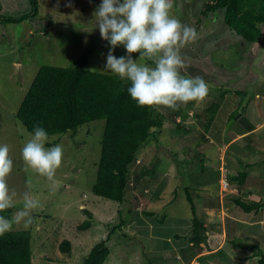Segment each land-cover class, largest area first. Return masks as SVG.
I'll list each match as a JSON object with an SVG mask.
<instances>
[{
  "label": "rangeland",
  "instance_id": "rangeland-1",
  "mask_svg": "<svg viewBox=\"0 0 264 264\" xmlns=\"http://www.w3.org/2000/svg\"><path fill=\"white\" fill-rule=\"evenodd\" d=\"M209 1L172 0L170 13L197 33V39L181 49L188 65L182 75L202 77L209 85V93L202 103L186 105L190 108L184 124L191 132L175 134L173 121L167 119L161 132L152 135L143 145L137 158L148 169L154 168L153 174L147 175L139 184V191L127 196L121 205L91 192L104 120L80 127L74 136L71 132L60 137L49 136L45 147L63 146L61 167L54 180L49 181L23 162L21 149L31 134L15 117L42 66L66 68L86 56L84 69L117 76L105 70L110 45L101 39L98 28H93V13L102 1L38 0L35 19L17 24L0 23V145L9 146L13 159V170L7 181L10 189L20 194L28 191L41 204L33 211L34 223L30 228H13L30 232L32 264H81L91 248L105 240L114 226L117 230L107 243L110 255L104 264H147L150 260L153 264H236L240 254L250 256L254 250L236 249L229 256V252L226 254L229 246L221 248L229 236L237 235L236 219L243 220L242 224L248 228L254 225L252 236L245 242L259 247V253L264 254V209L260 214H246L233 203L234 197L249 189L255 195L242 197L245 201L264 198V97H261L264 95V45L246 43L231 33L220 13L202 17L203 7ZM69 2L71 7L66 6ZM0 4L4 14L17 16L30 10L28 0H0ZM113 54L127 55L122 45ZM131 55L134 60L144 62L139 53ZM222 89H244L249 97L248 102L236 108L242 114V121L237 123L243 124L245 118L253 115L260 118L251 119L254 127L261 128L247 140L251 144L247 146V142L240 141L230 152L227 151L229 144L246 134H236L230 123L222 134L223 146L219 147L203 132L195 117L196 112L200 113L213 102L223 103L226 95L221 99ZM255 91L260 94L252 97ZM233 96L230 92L229 97ZM186 106L175 111L154 107L162 115L174 116L178 123L179 116L174 114ZM252 145H256L254 150ZM201 160H204L205 173L201 172ZM218 170L219 188L215 189L209 186H215L212 174ZM236 171L248 173L246 187L226 188L225 174L234 176ZM186 188L192 193L197 218L209 229L206 235L211 246L218 243L220 248L206 253L209 244L201 245L199 254H188L190 260L184 259L180 251L182 246L184 251L188 248L193 218ZM21 206L22 200L17 198L13 213ZM85 210L92 215V225L82 231L79 225L87 219ZM143 212L152 213L154 222L151 216L142 217ZM121 222L124 224L120 228ZM63 241L70 242V253L59 249ZM209 254L214 255L211 260L207 258ZM233 258L235 263L230 261ZM253 260L245 264H256Z\"/></svg>",
  "mask_w": 264,
  "mask_h": 264
},
{
  "label": "trees",
  "instance_id": "trees-1",
  "mask_svg": "<svg viewBox=\"0 0 264 264\" xmlns=\"http://www.w3.org/2000/svg\"><path fill=\"white\" fill-rule=\"evenodd\" d=\"M28 2L30 10L17 16L2 13L0 4V23L17 24L35 19L38 15V0H28ZM215 13H220L226 28L244 42L264 45V0H211L203 7L202 17H208ZM86 63L85 56L66 68L40 67L16 111L15 117L30 134L33 133L34 127L39 125L47 131L49 136L59 137L69 132L74 136L80 127L94 121L104 120L100 156L91 192L97 197L121 205L127 196L134 195L136 191H139V184L144 182L143 179L147 175L153 174L154 168L153 170L148 169L142 160L137 158L140 149L152 135L156 136L161 132L167 119L173 121L175 134L191 132L187 127L185 128L184 124L188 118L187 110L190 107L186 106V109L179 110L174 114L179 116L181 121L176 123L174 116L170 118L171 116L162 115L156 111L155 107L138 106L128 94L127 89L130 87V82L121 81L115 75L86 70L84 69ZM230 92L234 94L233 97H229ZM255 94H260V92L255 91L252 97H255ZM220 97L221 99L225 97L223 103L213 102L200 113L196 112L195 117L200 121L203 132L207 133L208 137L215 141L219 147L223 146L222 134L230 123L236 134H246L243 138L229 144L227 151L230 152L234 145L240 141L248 143L249 137L260 132L261 128L258 129L251 124L252 117H255L256 120L260 118L253 115L249 119L245 118L243 124L237 123L242 119L240 118L242 114L237 113L238 107L245 101H249L244 89L233 91L222 89ZM252 97L251 99H253ZM243 125L249 127L245 128ZM255 141L253 142L255 143ZM250 144L248 143L247 146ZM199 165L201 172L205 173L204 160H201ZM212 175H214L215 186L213 183L212 185L218 189L219 170ZM248 178V173L245 171L242 173L236 171L234 176L225 174L227 185L235 186L237 189L246 187ZM251 194V191L239 193L233 198V203L246 214H260L264 209V198L257 202L245 201L242 198ZM185 195L193 218L188 248L184 251L182 246L180 251L184 259L190 260L191 257L188 254H199L202 249L201 245L207 243L206 233L209 229L203 220L197 218L192 193L187 188ZM12 213L13 209H9L0 215L10 218ZM84 213L87 219L79 225L82 231L88 230L92 225L91 213L87 210ZM142 214V217L145 216V218L151 216L153 221L152 213L143 212ZM142 217H140L141 220ZM122 224L124 223L121 222L118 227L121 228ZM115 230H117V226L112 227L105 240L91 248L81 264H104L110 255L107 243ZM247 240L249 239L239 240L234 236L228 237V243L241 252H245L249 248L256 250L255 253L253 250L250 256L243 258V261L254 259L253 262L256 264H264V254L259 253V247L247 244L245 242ZM70 248V242L60 243L59 249L62 252L70 253ZM211 257L213 256H207V258ZM0 264H32L30 232L12 230L4 236H0ZM147 264H153L152 260Z\"/></svg>",
  "mask_w": 264,
  "mask_h": 264
},
{
  "label": "clouds",
  "instance_id": "clouds-1",
  "mask_svg": "<svg viewBox=\"0 0 264 264\" xmlns=\"http://www.w3.org/2000/svg\"><path fill=\"white\" fill-rule=\"evenodd\" d=\"M171 9L172 0H102L93 13V28H98L101 39L110 45L105 70L130 82L128 94L140 107L163 106L175 111L189 102L202 103L209 93L202 77L182 75L188 65L181 49L194 42L197 33L172 16ZM121 45L127 55L117 57L113 52ZM133 53H139L144 62L134 60ZM48 141L47 131L35 126L21 149V158L27 168L53 181L62 164L63 146L45 147ZM12 170L9 146L0 145V213L15 208L17 198L22 200L10 218L0 215V236L14 226L30 228L33 211L41 207L30 192L20 194L9 188L7 178Z\"/></svg>",
  "mask_w": 264,
  "mask_h": 264
},
{
  "label": "crops",
  "instance_id": "crops-1",
  "mask_svg": "<svg viewBox=\"0 0 264 264\" xmlns=\"http://www.w3.org/2000/svg\"><path fill=\"white\" fill-rule=\"evenodd\" d=\"M209 187H211V186H209ZM214 187V186H213ZM212 187V188H213ZM203 188V187H202ZM202 188H200V189H202ZM215 188V187H214ZM216 189V188H215ZM248 191H251V195H248V197L249 196H252V195H255V191L253 190V189H249V190H247V192ZM255 202H257V201H255ZM236 221H237V224H236V226H235V229H236V232H237V235L235 236L237 239H239V240H243V239H250V237L252 236V230L254 229L253 227H254V225H252V226H249V228H248V225L247 224H242V221H240V220H238V219H236ZM258 226V225H257ZM256 226V227H257ZM208 233V232H207ZM260 236V235H259ZM253 238V237H252ZM254 238H256V237H254ZM208 244H209V247H210V249H209V251H207L206 253H208V252H212L213 250L216 252V251H218L220 248H218V243L217 244H214V245H212L211 246V244H210V240L209 239H207V243L205 244V245H207L208 246ZM203 245V244H202ZM204 245V246H205ZM227 246H229V249L226 251V254L228 255V253L227 252H229V256H232V254H234L235 253V251H237L236 249H235V247H233L232 245H230L227 241H226V243H225V245L223 244V246L221 247V248H225V247H227ZM213 248V249H212ZM211 250V251H210ZM235 250V251H234ZM239 251V250H238ZM239 252H241V251H239ZM207 256V255H206ZM208 256H214V255H208ZM243 258H245V255L244 256H242L241 254L239 255V257L237 258V260H236V264H245L247 261H243ZM208 260H211V258L210 259H208ZM230 261L232 262V263H235V259L233 258L232 260L230 259Z\"/></svg>",
  "mask_w": 264,
  "mask_h": 264
}]
</instances>
